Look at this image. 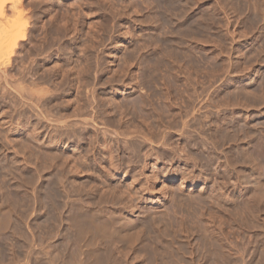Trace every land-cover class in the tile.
<instances>
[{"label": "rangeland", "instance_id": "374dc122", "mask_svg": "<svg viewBox=\"0 0 264 264\" xmlns=\"http://www.w3.org/2000/svg\"><path fill=\"white\" fill-rule=\"evenodd\" d=\"M198 1L22 0L16 10L6 3L0 58L9 53L14 30L25 28L26 38L8 75L0 77V211L5 206L2 216L15 219L6 217L7 224L0 215L3 228L22 230L17 218L31 215L37 222L23 220L29 235L43 217L118 207L142 222L140 239L128 250L144 244L142 253L153 261L140 257L151 264L161 256L176 261V251L184 256L180 264L195 262L205 242L217 241L207 243L205 250L212 249L233 228V242L254 241L248 238L250 249L240 247L244 254L238 249L244 241L231 247L230 234L223 237L221 249L242 254L234 251L231 260L233 251L224 253L228 264H243L255 249L264 252L258 201H264V183L249 182L264 173V22L253 15L241 27L233 22L229 30L236 34L225 37L220 25L206 29L196 17L197 6L207 12L212 0ZM144 135L158 139L142 149L136 140L130 144ZM237 215L245 224L235 223ZM208 228L220 236L205 235ZM150 235L147 245L159 248V257L146 245ZM246 250H252L248 256ZM263 252L252 264L263 262ZM207 256V262L197 260L209 264Z\"/></svg>", "mask_w": 264, "mask_h": 264}, {"label": "bare ground", "instance_id": "6f19581e", "mask_svg": "<svg viewBox=\"0 0 264 264\" xmlns=\"http://www.w3.org/2000/svg\"><path fill=\"white\" fill-rule=\"evenodd\" d=\"M200 1H202V0H200ZM197 2H199L198 0H197ZM6 3H10V7H11V9L13 8V10L15 9L16 10V7L18 8V6H20L21 5V3H22V0H4V1H2L1 3H0V13H1V15L3 16V13H4V10H6V8L8 7V6H6L7 4ZM202 3V2H201ZM200 3V4H201ZM203 4V3H202ZM198 5V4H197ZM211 8L208 10V8L209 7H207V9H205L207 12H205V11H203L204 10V7H202V5H201V7L203 8V10L201 9V7L198 5L197 7H198V11H197V13L196 14H200V16H196L197 18H198V20H199V18H200V22H202V21H204L203 23L204 24H206V26L203 24V23H201L202 25H204L205 27H206V29H207V27H208V29H213V27H215L214 29H216L217 30V28H216V26L217 25H220V26H218V27H221L222 29H223V31H221L222 29H220V31L221 32H223V33H221L222 35L224 34V36L225 37H233L231 34L233 33V34H236V32L233 30V31H230L229 29H230V26L232 25V23L233 22H237V25H239V27H241L242 25H246L245 23L248 21V20H251V18H252V15L254 16V17H256V16H258V17H260V18H262L263 19V22H264V0H212V2H211ZM9 8V7H8ZM244 10H246L248 13L245 15V16H240V15H242L243 14V11ZM204 12V13H203ZM194 14V13H193ZM217 15L219 16L220 15V17H217ZM189 16V15H188ZM191 16H194V15H191ZM190 16V17H191ZM1 17V16H0ZM4 18H5V16H4ZM1 19H2V17H1ZM197 20V21H198ZM199 22V21H198ZM197 22V23H198ZM199 22V23H200ZM1 23V22H0ZM198 23V24H199ZM264 24V23H263ZM200 26V25H199ZM200 28H201V26H200ZM3 29V28H2ZM2 29L0 28V30L2 31ZM219 30V29H218ZM220 31H218L219 33H220ZM210 32V31H209ZM14 34H12V44H11V46H10V50H9V53H7V56H4L3 57V59L4 60H2L1 58V62H0V77H2L3 75L4 76H7L8 75V68H11L10 66H11V64H12V61L14 60V59H16V56H17V54L20 52V49H21V46L23 45V41L25 40V38H26V29L25 28H22V29H16V30H14V32H13ZM262 36H264V33L262 34ZM201 38V37H200ZM209 38H210V36H209ZM208 37H206V40L207 39H209ZM196 41V40H195ZM197 41H200V42H204V43H206L204 40L202 41V39H200V40H197ZM208 42H211V41H209V40H207ZM206 44H208L209 45V43H206ZM210 48L211 49H209L211 52H213V48L210 46ZM208 49H206V51L208 52L209 51ZM205 51V52H206ZM206 52V53H207ZM210 53V52H209ZM208 54V53H207ZM11 70V69H10ZM138 103L139 102H137V104L136 105H138ZM133 105H135V104H133ZM135 105V106H136ZM186 119H183L180 123H182V122H184V123H189V120H187L186 122ZM192 122H193V120H192ZM183 123V124H184ZM182 124V128L184 129V126L185 125H183ZM187 127H188V125H186ZM183 131V130H182ZM171 134V133H170ZM182 135H183V133H181ZM163 136V135H162ZM153 138V136H151V135H149V136H142V137H139L140 138V140L139 139H131L130 140V144L133 142V141H137V144H136V142H135V145H137L136 147L138 148V149H140L141 147H143V145H145L148 141L149 142H151V144H152V141H151V139ZM165 137H167V136H165ZM164 136H163V139L165 138ZM168 138V137H167ZM154 139V138H153ZM152 139V140H153ZM156 139H158V138H156ZM156 139H154L155 141H157ZM169 139V138H168ZM166 140V139H165ZM155 141H153V143L155 142ZM160 142V141H159ZM170 143V142H169ZM168 143V144H169ZM148 144H150V143H148ZM161 144H162V142H161ZM133 145L134 144H132L131 146L133 147ZM166 145V144H165ZM152 146V145H151ZM164 146V145H163ZM171 146V145H170ZM149 147V146H148ZM155 147V146H154ZM169 147V146H168ZM153 148V147H152ZM174 148V147H173ZM110 149V148H109ZM136 149V148H135ZM135 149L133 150V151H135ZM138 149H136V151L138 150ZM142 149V148H141ZM151 149V147L148 149V150H150ZM148 150H146V151H148ZM167 150H169V149H167ZM131 152H132V150H130ZM134 152V153H137V152ZM140 151V150H139ZM150 152V154H151V152H152V150L151 151H149ZM149 152L147 153V154H149ZM165 152H166V150H165ZM168 152V151H167ZM178 152V151H177ZM128 153V152H127ZM133 153V152H132ZM171 153V152H170ZM166 154V153H165ZM136 155V154H135ZM137 155H138V153H137ZM145 155H146V153H145ZM167 155V154H166ZM175 155V154H174ZM136 157V156H135ZM174 158V157H173ZM176 167V166H175ZM175 167H173V168H175ZM179 169V168H178ZM171 170H173V169H171ZM175 170V169H174ZM177 170V169H176ZM172 172H174V171H172ZM179 172V171H178ZM175 173V172H174ZM178 174V173H177ZM251 175H253V174H251ZM183 177V176H182ZM183 179H184V177H183ZM262 179H264V173L262 174V175H259V176H252L251 178H249V182H252L253 184H255L256 182L257 183H259V182H262V183H264V180L262 181ZM260 180V181H259ZM261 184V183H260ZM256 185V184H255ZM258 185V184H257ZM264 191V190H263ZM258 201H262L261 202V207H262V204H263V207H264V201L262 200V199H260V200H258ZM258 204V203H257ZM74 205V204H73ZM262 207V209L264 210V208ZM2 208V211L4 212V211H6V208H5V206L3 207H1ZM4 208V209H3ZM76 207L75 206H73V210L75 209ZM80 208V207H79ZM78 208V209H79ZM83 208V207H82ZM81 208V211H83V209ZM98 208V207H97ZM77 209V208H76ZM75 209V210H76ZM88 209V208H87ZM104 209H106V208H104ZM109 209V208H108ZM108 209H106V210H102V209H100V208H98V209H96L95 211H96V214L94 213L95 211H93V209H91V207H90V210H85V208H84V213H80V209L79 210H77V211H79V213L78 214H75V210L73 211V210H71L72 212H74V213H71V214H68V215H62L61 214V216H59V217H43L44 219H42V218H40V219H42V220H44V221H42L43 222V225L44 224H46V225H42V227L41 226H36V228H35V226H33L32 225V227H34L35 229H32V227H31V229L29 230V229H27V233L30 235H26L24 232H23V225L25 224L26 225V223L25 222H27L26 220L28 219V218H30V216L28 217L27 216V218L25 217L26 216V214H21V215H23L22 217L23 218H17V220H20V221H18L20 224L22 223L23 225H21L22 226V230L20 229V226H19V228L17 227V228H12V229H9L8 228V230H6L7 229V224L8 223H10V221H11V219H10V221L9 220H7V218L6 217H13V216H7L8 215V211H7V213L5 212L4 214H7L6 215V217L5 216H2V214H3V212L2 211H0V215L2 216H0L2 219H4V217H5V221L7 220V222H5V223H7V224H5L6 226L3 228L2 226H4V221L3 220H1V223L3 224L2 226H1V224H0V227H2L3 229H5L4 231H2L1 230V232H0V264H137V262L138 261H140V263H138V264H151V263H149V262H146L147 260H149L148 258H150V260H152L151 259V257L153 256H151L150 257V255H148V254H146V252H145V254L146 255H144L143 253H144V250L146 249V248H144V244L143 245H140L138 248H129V250H128V247H132L133 245H132V243L136 240V238H138V240L140 239V236L139 235H141L142 233H141V229H142V227H143V224H141V223H139V221L136 219V218H131V217H129V216H127L123 211H122V209L120 208H118L117 207V211H115V212H113V211H110V209L108 210ZM2 212V213H1ZM3 214V215H4ZM10 215V214H9ZM17 215H19L20 216V214H17ZM57 216L56 214H52V216ZM260 215V214H259ZM262 215V214H261ZM15 216V215H14ZM34 216H35V214H34ZM38 216V215H37ZM51 216V215H50ZM64 216V217H63ZM242 216V215H241ZM241 216H236V217H234V219H238V218H240ZM243 216H248V215H243ZM232 217V218H233ZM244 217V218H245ZM264 217V216H263ZM36 219H38L37 217H35ZM33 216H32V219H28V222H37V220L35 219ZM242 218V217H241ZM261 218V217H260ZM14 219V217L12 218V220ZM157 219V218H156ZM155 219V220H156ZM234 219H232L233 220V222H234ZM245 219H248V221L250 220L249 219V217L247 218H245ZM264 219V218H263ZM15 220V219H14ZM25 222H24V221ZM232 220H230L231 222H232ZM235 220V221H236ZM239 221H237V222H240L241 223V219H238ZM244 220V219H243ZM261 220H262V218H261ZM9 221V222H8ZM160 221V220H159ZM180 221H181V219H180ZM180 221H179V223H180ZM245 222H246V220H244ZM39 222H40V220H39ZM35 223L36 225H38V224H40V223ZM64 222H66V224H68V226L67 227H65V226H63V228L65 227V228H69L68 230V233H66L67 232V230H66V232H64L65 231V228L63 229L64 231H62V228H61V225L64 223ZM153 222H154V220H153ZM156 222V221H155ZM232 222V223H233ZM237 222H235L237 225H242L243 223L245 224V222H243V223H241V224H239V223H237ZM256 222H260V220H258V221H256ZM262 222V221H261ZM12 223H13V221H12ZM157 223H158V221H157ZM160 223V222H159ZM179 223L177 224V225H179ZM248 223V222H247ZM246 223V224H247ZM250 223V222H249ZM248 223V224H249ZM28 224L29 223H27V225L26 226H28ZM32 224V223H31ZM34 224V223H33ZM65 224V223H64ZM142 225V227L140 228V226ZM180 224H182V221H181V223ZM259 224H262V223H259ZM259 224H257L258 226H256L257 228H259ZM30 225V224H29ZM157 225V224H156ZM183 225V224H182ZM229 225H231V223L229 224ZM234 225V224H233ZM13 226V225H12ZM157 226H159V225H157ZM239 226H238V228H239ZM263 226V245H260L261 247H263V249H264V221H263V225H261V227ZM29 227V228H30ZM39 227V229H37ZM182 227V226H181ZM180 227V228H181ZM233 227V226H232ZM231 227V228H232ZM242 227V226H241ZM256 227L254 228V229H256ZM261 227L259 228V229H261ZM1 228V229H2ZM158 228V227H157ZM177 228H178V226H177ZM179 228V229H180ZM183 228H184V226L182 227V230L180 229V231H185V229L183 230ZM230 228V227H229ZM24 229L26 230V228L24 227ZM161 229V227L159 228V230ZM178 229V230H179ZM209 229V228H208ZM24 230V231H25ZM30 232H29V231ZM158 230V232H160ZM205 230H206V226H205ZM212 230V229H211ZM227 230H229V233L228 234H225L226 236L228 235L229 236V234H230V238L228 237V239L229 240H227V239H225L226 238V236H224V235H222L224 232L223 231H221V232H223V233H213V234H216V239H217V235H221L222 237H221V239L223 240V243H224V240H227L229 243L230 242H232V244L233 245H230L231 247L232 246H236V243H237V245H240V244H238V241L242 238V237H240L239 238V236H240V234L239 233H241L240 231H239V233H238V231L237 232H235V233H238V234H236V235H239L238 237H237V239L236 240H238V238H239V240L236 242V241H234L233 242V240H232V238L234 239V238H236V236H235V234H234V231L233 230H235L234 228L233 229H231L232 230V232H230L231 230L230 229H227ZM227 230H224L226 233L228 232ZM236 230H237V227H236ZM239 230V229H238ZM241 230V229H240ZM262 230V229H261ZM260 230V231H261ZM36 231H40V233L42 232V234H43V236H44V238H39V236L38 235H40V234H38V233H36V236H38V238H34L33 237V235L35 236V232ZM180 231H179V233H180ZM208 231V230H207ZM255 231V230H254ZM253 230H252V232L253 233H255ZM256 231H257V229H256ZM26 232V231H25ZM186 232V231H185ZM209 232H210V229H209ZM258 232V231H257ZM256 232V234H258ZM139 233H141V234H139ZM184 233V232H183ZM231 233H232V236H231ZM38 234V235H37ZM69 234V235H68ZM139 234V235H138ZM213 234L211 235V232L209 233V234H205V235H211L210 237L212 238V239H214L215 238V236H214V238H213ZM233 234H234V236H233ZM242 234H243V232L241 233V236H242ZM256 234H255V239H256ZM158 235H159V237H160V235L161 234H159V233H157V236H156V238L154 237V239L153 240H155V239H157V238H159L158 237ZM219 235V236H220ZM244 235V234H243ZM251 235H252V233H251ZM250 235V236H251ZM259 235V234H258ZM139 236V237H138ZM162 236V235H161ZM247 236V235H246ZM41 237V236H40ZM87 237V238H86ZM100 237H101V239L104 237H111L108 241H103V242H105V243H97L96 245L94 244V246H90V245H92V241H94V242H97V241H95V239H100ZM177 237V236H176ZM206 237V236H205ZM223 237H225L224 239H223ZM252 237V236H251ZM249 238V237H246L247 238V241H244L243 239H245V238H243V239H241L242 240V242L244 241L245 243H244V245L243 246H237L238 247V249H239V251H243V253H244V250H242V248H240V247H245L246 249H247V247L249 246V245H246V242L247 243H251V241L250 240H248V238L249 239H251V240H253L252 238ZM258 237H260V235L258 236ZM257 237V238H258ZM148 238V237H147ZM161 238V237H160ZM159 238V239H160ZM208 238V237H207ZM211 238H210V240H211ZM254 238V237H253ZM40 239V240H39ZM84 239V240H83ZM108 239V238H107ZM113 239V240H112ZM145 241L147 240V242L148 243H146V245L147 244H149V243H151V245H152V236L150 235V238L149 239H151V242H150V240H148V239H146V236H145ZM144 239L142 240V242L144 243ZM178 239V238H177ZM216 239H214V240H216ZM219 239V238H218ZM221 239H219V241L221 240ZM230 239H231V241H230ZM39 240V241H38ZM81 240H83V241H85L83 244H81L80 243V241ZM104 240V239H103ZM115 240V241H114ZM207 240V239H206ZM213 240V241H214ZM241 240L239 241L240 243H241ZM5 241V242H4ZM116 241H118V242H116ZM157 241H158V239H157ZM207 241H209V239L207 240ZM219 241H218V246H214V248H210L209 246H208V248H210L209 250H205V248H206V246L208 245L207 243H211V241L210 242H205L204 244H205V248H204V246H203V251H204V253H205V251L207 252V255H206V253L204 254L203 253V251H202V255L204 256V258H202L203 256H201V257H199V258H197V259H205V257L207 256V258H208V260L210 259V261H208V263L209 264H228L227 263V260L225 259V255H227V253L228 252H232V253H230V256L231 255H233V253H234V251H237L236 253H238V250H231L229 247H226V248H229V249H225V250H223V248L221 249V247L223 246V244L221 245V244H219ZM227 241H225V244H227L228 242ZM249 241V242H248ZM254 241V240H253ZM257 241H258V239H257ZM75 242V243H74ZM87 242V245L88 246H90V247H88L87 245H85V243ZM91 242V243H90ZM113 242H115V243H113ZM188 242V241H187ZM221 242V241H220ZM227 242V243H226ZM256 242V241H255ZM90 245H89V244ZM120 244V243H122V245L121 246H117V245H115V244ZM178 243V242H177ZM214 243L216 244L217 243V241L215 242L214 241ZM214 243L212 244L211 243V245H214ZM256 243H258V247H259V241L258 242H256ZM154 244V243H153ZM155 244H156V241H155ZM157 244H158V242H157ZM159 244H160V242H159ZM242 244V243H241ZM126 245H130V246H126ZM150 245V244H149ZM160 245H162V248H165V246L163 245V244H160ZM159 245V246H160ZM180 244H178L177 245V247L179 246ZM186 245V244H185ZM210 245V246H211ZM219 245H220V248H219ZM100 246V247H99ZM164 246V247H163ZM170 246H173V245H170ZM181 246V245H180ZM180 246L178 247V248H180ZM189 246H191V245H189ZM228 246V245H227ZM252 246H254L255 247V245L253 244ZM125 248V247H127L126 248V252H124L125 251V249H123V248ZM134 247V246H133ZM147 247H148V245H147ZM151 246H149L148 248H150ZM167 247V246H166ZM176 247V246H175ZM176 247V248H177ZM216 247V248H215ZM219 249H218V248ZM251 247V246H250ZM260 247V248H261ZM120 248H121V250H120ZM152 248V247H151ZM161 248V251L162 250H164V249H162ZM169 248V250H170V248H172V247H168ZM168 248H167V250H168ZM183 250H186V249H184V247H181ZM190 248V247H189ZM199 248H201L200 246L198 247V249ZM244 248V249H245ZM249 248V247H248ZM256 248H257V246H256ZM259 248V249H260ZM124 251H123V250ZM194 249V248H193ZM197 249V250H198ZM241 249V250H240ZM250 249V248H249ZM255 249V248H254ZM258 249V250H259ZM159 248L157 249V247H155L154 245H153V248L151 249V251H153L154 253L153 254H155L156 256L158 255V257H159ZM189 251H190V249H188ZM188 250H186V252L188 251ZM196 249H194V251H195ZM196 250V251H197ZM220 250H223V251H220ZM121 251H123V253H121ZM146 251V250H145ZM164 251H166V248H165V250ZM182 251V250H181ZM198 251H201L200 249L198 250ZM226 251V252H225ZM252 250H250L249 252H251ZM260 252H258V251H256V249L255 250H253V256L251 257V255H250V257H251V259H248L247 261L246 260H243L242 259V262H243V264H252L253 262V260H255L256 259V256L258 257L259 256V254L260 253H262L263 251H262V249H260L259 250ZM131 252V254L130 255H132V256H129V253ZM143 252V253H142ZM170 252H172V250L170 251ZM178 251H176V253H175V251H174V253H175V258H176V261H175V259H172V260H174V262L172 261V263H171V257H173V256H171V257H169L168 258V256L169 255H167V253H169V252H163L162 251V253H166V257L165 258H168L169 259V261H170V263H168V262H165V261H162V256H161V258L159 259V258H157L155 255V257H156V259H155V261L153 262V264H180L179 263V259H181V257H184V256H181V257H179V255L177 256L176 254H178L177 253ZM184 251H182L181 253H183ZM185 252V253H186ZM245 252H247V250L245 251ZM249 252H247L246 253V255L248 256L250 253ZM257 252V253H256ZM148 253V252H147ZM152 253V252H151ZM174 253H172V254H174ZM189 252H187L186 254H188ZM200 253V252H199ZM199 253L198 254H196V256L195 257H198V255H199ZM224 253H226L225 255H224ZM235 253V254H236ZM249 253V254H248ZM259 253V254H258ZM264 253V252H263ZM150 254V253H149ZM171 254V253H170ZM193 255H192V257H194V252L192 253ZM201 254V253H200ZM245 254V253H244ZM257 254V255H256ZM140 255L142 256H144V257H146V256H149L148 258H147V260H145L146 258H141L140 257ZM161 255V254H160ZM238 255H242V254H237V256L236 257H239ZM245 255V256H246ZM256 255V256H255ZM262 255H264V254H262ZM261 255V256H262ZM165 256V255H164ZM200 256V255H199ZM228 256V255H227ZM227 256H226V258H227ZM229 256V257H230ZM234 256V255H233ZM244 256V255H243ZM129 257L131 258V259H129ZM141 259H140V258ZM190 257H191V251H190ZM192 257H191V259H192ZM236 257H234V258H236ZM242 257V256H241ZM249 257V258H250ZM254 257H255V259H254ZM260 257V256H259ZM154 258V257H153ZM246 258H248V257H246ZM160 260V261H158V260ZM177 259H178V261H177ZM189 259V258H188ZM188 259H186V260H188ZM190 259V260H191ZM196 259V260H197ZM238 259V258H237ZM241 259V258H240ZM259 259V258H258ZM184 260V259H183ZM183 260L181 261V262H183ZM193 260H195V258L193 259ZM192 260V261H193ZM196 260H195V262H189L190 264H205V263H203V262H201V261H199V260H197V261H199L198 263L196 262ZM231 260H232V256H231ZM235 260V259H234ZM153 261V260H152ZM166 261H167V259H166ZM189 261V260H188ZM187 261V262H188ZM204 261H206V259L204 260ZM229 261V264H231L230 263V260H228ZM241 261V260H240ZM245 261V262H244ZM255 261H257V259L255 260ZM207 262V261H206ZM234 262V261H233ZM233 262H232V264H233ZM263 262H264V259H263ZM262 262V263H263ZM238 264H239V260H238V262H237ZM236 263V260H235V263L234 264H237ZM261 263V264H262ZM184 264H186V262H184ZM207 264V263H206ZM258 264H260V263H258Z\"/></svg>", "mask_w": 264, "mask_h": 264}]
</instances>
